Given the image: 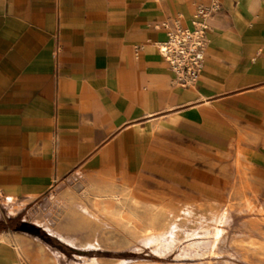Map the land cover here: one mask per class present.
I'll return each mask as SVG.
<instances>
[{
  "label": "crops",
  "instance_id": "1",
  "mask_svg": "<svg viewBox=\"0 0 264 264\" xmlns=\"http://www.w3.org/2000/svg\"><path fill=\"white\" fill-rule=\"evenodd\" d=\"M210 2L0 0V264L57 262L46 241L95 199L210 196L264 167V0H219L192 86L157 47Z\"/></svg>",
  "mask_w": 264,
  "mask_h": 264
},
{
  "label": "rangeland",
  "instance_id": "2",
  "mask_svg": "<svg viewBox=\"0 0 264 264\" xmlns=\"http://www.w3.org/2000/svg\"><path fill=\"white\" fill-rule=\"evenodd\" d=\"M119 193L95 199L99 219L67 215L71 229L56 230L67 241H46L60 252L53 264H264V167L210 196Z\"/></svg>",
  "mask_w": 264,
  "mask_h": 264
},
{
  "label": "built area",
  "instance_id": "3",
  "mask_svg": "<svg viewBox=\"0 0 264 264\" xmlns=\"http://www.w3.org/2000/svg\"><path fill=\"white\" fill-rule=\"evenodd\" d=\"M219 9V0L197 6L191 27L184 26L179 17L163 22L166 38L157 47L179 86L188 87L197 82L205 58L207 20Z\"/></svg>",
  "mask_w": 264,
  "mask_h": 264
},
{
  "label": "bare ground",
  "instance_id": "4",
  "mask_svg": "<svg viewBox=\"0 0 264 264\" xmlns=\"http://www.w3.org/2000/svg\"><path fill=\"white\" fill-rule=\"evenodd\" d=\"M113 216V215H112ZM114 218V217H113ZM118 221V220H117ZM250 242V241H249Z\"/></svg>",
  "mask_w": 264,
  "mask_h": 264
}]
</instances>
